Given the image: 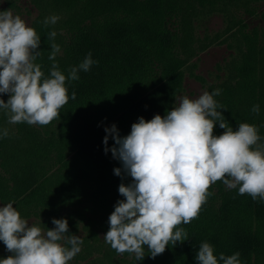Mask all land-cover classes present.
<instances>
[{"label": "trees", "instance_id": "1", "mask_svg": "<svg viewBox=\"0 0 264 264\" xmlns=\"http://www.w3.org/2000/svg\"><path fill=\"white\" fill-rule=\"evenodd\" d=\"M197 1H202L198 7ZM106 2L119 3L127 10L128 5L141 11L147 7L151 12L143 21L136 12L132 18L121 9L96 15V0L84 6L77 0H31L37 11L33 28L44 34L56 31L61 49L55 61L49 60V55L35 61L45 77L50 76L54 62L67 77L89 52L97 63L87 72L79 71L78 80H66L69 101L60 109V120L52 121L55 139L44 150L18 168L7 164L0 154V199L13 203L26 220L39 217L41 212L59 218L63 204L49 202V194L55 189L58 198L65 200L82 193L80 184L85 182H79L77 174L83 168L93 169L104 194H112L113 184H130L131 177L122 179L110 169L112 154H105L103 144L105 127L126 118L138 122L140 117L147 121L156 114L165 116L178 106L189 72L206 84L210 94L221 90L214 99L227 109L219 111L234 131L240 123L256 125L264 143V28L249 23L251 18L264 19V0ZM217 13L224 16L227 28L214 35L198 32L206 18ZM52 15L59 16V21L45 26L44 19ZM217 43L227 44L234 52L218 65V79L208 82L195 73L198 63L194 59ZM254 105H259L258 115L251 111ZM224 131L217 123L214 135ZM113 144L109 137L108 147ZM209 191L213 194L202 206L199 218L180 225L188 240L170 244L158 256L171 258L176 264H198L199 246L208 242L217 258L221 253L231 256L239 252L241 264H264V201L240 195L238 187L228 189L222 181L212 184ZM112 197L108 195L110 201ZM114 206L100 209L109 218Z\"/></svg>", "mask_w": 264, "mask_h": 264}, {"label": "clouds", "instance_id": "2", "mask_svg": "<svg viewBox=\"0 0 264 264\" xmlns=\"http://www.w3.org/2000/svg\"><path fill=\"white\" fill-rule=\"evenodd\" d=\"M60 17L52 15L43 21L55 25ZM57 33L48 39L55 61L61 51L54 42ZM41 37L10 9L0 11V95L8 94L7 102L0 98V109L6 111L9 124L27 123L46 126L60 120V109L69 101L66 80L79 79L78 72H87L97 61L91 52L78 67H72L66 77L57 63L45 77L35 61ZM211 94L203 92L195 99L178 98V106L165 116L156 114L151 120L143 117L131 125L128 135L121 137L116 125L105 127L104 152L121 162L114 174L131 177L128 185L121 183L117 201L108 218L109 230L104 241L118 254H134L137 261L145 257V246L152 259L162 255L167 246L188 240L181 224L199 218L202 206L213 193L210 186L222 181L228 189L240 195L264 201V143L258 127L240 123L237 130L226 121L219 109H225ZM76 98L73 92L71 99ZM251 111L259 114V105ZM219 124L225 131L214 135ZM7 128L0 138L8 137ZM109 137L114 141L108 147ZM123 172V176H122ZM53 228L45 231L22 218L13 203L0 207V241L11 253L0 264H69L81 252L83 240L69 234L68 220L52 219ZM70 245V247L66 246ZM240 253H223L217 258L208 242L199 246L198 264H241Z\"/></svg>", "mask_w": 264, "mask_h": 264}, {"label": "rangeland", "instance_id": "3", "mask_svg": "<svg viewBox=\"0 0 264 264\" xmlns=\"http://www.w3.org/2000/svg\"><path fill=\"white\" fill-rule=\"evenodd\" d=\"M77 1L80 6H84L85 3L93 2L95 0ZM206 1L207 0H205V2ZM201 2H195L197 7ZM95 5L97 7L96 15L110 9H121L129 13L132 18H134V12H136L143 21L147 14L151 12L147 7H143V10L141 11L137 6L134 9L131 5H128V8L132 10L130 11L122 6H119V3L114 2L113 4H108L106 0H96ZM0 8L5 10L10 9L14 15H19L23 20H25L28 26L33 27V20L37 15V11L31 4V0H0ZM79 18L80 16L76 19ZM249 23L251 27L259 25L264 28V19L262 18H251ZM226 28V20L224 16L217 13L209 18H206L203 25H200L198 32L204 34L205 31H208L214 35L218 32H223ZM50 32L51 31L49 30V33ZM61 32H64V30ZM49 33L44 34L41 29L37 30V34L41 37L40 51H42V57L51 54L50 44L53 43V41L48 39ZM225 36L226 35H223L220 40H223ZM54 42L59 44L57 36L55 37ZM233 52L234 50H232L227 44L217 43L210 46L194 59V61L198 63L195 73L202 75L208 82L216 81L218 79L217 77L221 75L220 71L217 69L218 65L223 63L225 60H229ZM205 91H207L206 84L198 80L189 72L186 76L185 91L179 97L188 96L191 99H195ZM0 98L7 102L9 96L8 94H3L0 95ZM133 123H135L133 119L126 118L115 124L119 130V134H121L122 131L124 133L123 136L120 135L121 137L130 133L131 125ZM5 128L8 129L9 136L0 138V154L5 157L7 164L12 165L13 168H18L24 165L28 158L35 153L44 150L55 139V128L52 125V122L46 126L29 125L26 122L9 124L6 111L0 109V130ZM111 160L110 169H122L120 161L113 159V157H111ZM83 169L77 174V180H79V182H85L84 184H80L82 193H77L65 200L58 198V194L55 192V189L52 193H50V191L47 193H50L49 202L63 204L61 216L59 218H55L67 219L69 234L80 236L83 240L81 252L78 253L73 260L69 262V264H176L171 258L166 259L157 256L155 259H152L147 250V246H145L144 259L137 261L136 259H133L134 254H129L127 252L122 255L118 254L104 241L103 237L109 230V223L107 215H105L100 208L105 207L107 210L113 209V206L116 204L113 200L116 198L120 200L122 197L118 192L119 187L114 184L112 194L102 193L100 182L94 179L95 172L93 169ZM95 187L98 192L95 190ZM108 195L114 196L111 201L108 199ZM70 203L76 204L72 205ZM4 205L6 204L0 199V207H3ZM50 219H52V215L46 212H41L39 217L29 218L28 221L30 225L39 226L46 231L47 228L51 229L54 227L52 221L48 222ZM66 246L70 247V245ZM105 254H108V257H106ZM9 255H11V253L6 250V246L2 241H0V259L7 258Z\"/></svg>", "mask_w": 264, "mask_h": 264}]
</instances>
